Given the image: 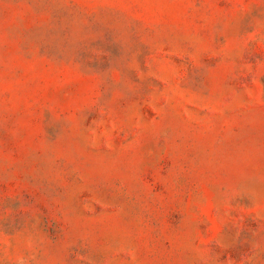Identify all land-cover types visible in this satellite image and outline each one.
<instances>
[{
    "label": "rangeland",
    "instance_id": "obj_1",
    "mask_svg": "<svg viewBox=\"0 0 264 264\" xmlns=\"http://www.w3.org/2000/svg\"><path fill=\"white\" fill-rule=\"evenodd\" d=\"M0 264H264V0H0Z\"/></svg>",
    "mask_w": 264,
    "mask_h": 264
}]
</instances>
